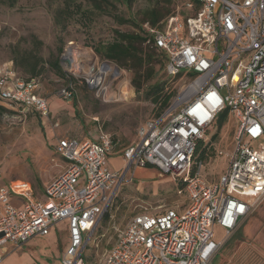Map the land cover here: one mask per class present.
Returning a JSON list of instances; mask_svg holds the SVG:
<instances>
[{
  "label": "built area",
  "instance_id": "obj_1",
  "mask_svg": "<svg viewBox=\"0 0 264 264\" xmlns=\"http://www.w3.org/2000/svg\"><path fill=\"white\" fill-rule=\"evenodd\" d=\"M185 8L191 13L187 17L173 14L160 27L142 25L146 44L164 54L167 75L187 79L177 111L168 118L170 106L141 124L136 141L121 154L123 167L115 170L108 160L116 142L108 133L91 141L55 135L54 153L65 169L43 186L41 198L28 181L0 183V263L31 238L46 237L55 225L65 223L68 244L60 264H87L82 259L87 243L135 169L170 176L185 205L133 216L116 232L100 264H212L262 203L264 0H195ZM85 59L90 70L85 81L102 89L112 69L97 67L90 56ZM60 96L73 98L71 83ZM0 103L31 109L52 129L58 127L38 80L20 79L11 67L0 72ZM225 111L236 124L234 144L227 154L217 152L226 169L212 182L203 175L197 147ZM216 228L224 233L222 240H217Z\"/></svg>",
  "mask_w": 264,
  "mask_h": 264
},
{
  "label": "rangeland",
  "instance_id": "obj_2",
  "mask_svg": "<svg viewBox=\"0 0 264 264\" xmlns=\"http://www.w3.org/2000/svg\"><path fill=\"white\" fill-rule=\"evenodd\" d=\"M63 1L17 0L14 6L9 7L0 0V72L6 67L14 68L11 60L13 46L28 50L33 48L34 41L39 42L38 55L43 59V70L37 80L40 92L47 98L54 115L52 122L58 124L52 129L48 120L39 119L31 109L15 104L4 105L10 113L0 117V183L28 181L40 198L43 186L65 169L64 163L54 153L52 130L60 137L90 141L100 132L108 133L116 142L115 153L121 156L123 150L136 141L137 128L157 116L158 106L145 100L143 93H137L132 86L134 72L102 58L95 49L111 42L115 30L139 33L140 28L136 25L141 23L142 11L151 6H157L162 13L168 11L165 18L187 11L185 0H172L169 5L164 0H135L131 7L113 3L103 14H96L87 27L79 24L76 18L65 21L64 26H56L54 14L63 7ZM74 1L82 2L83 7L88 8L84 0ZM115 17L134 23L119 24ZM68 51L73 56L69 60L72 66L60 64L65 74L61 78L50 68L49 62L55 58H67ZM81 54H89L97 67L107 64L112 69L108 71L102 89L90 87L85 81L87 63L84 61L88 56L82 57ZM161 63L163 67L149 84L159 81L164 86L163 92H175L165 108L173 106L169 118L177 111L175 108L187 79L183 75H167L165 60ZM159 67L156 64L155 70ZM115 70L118 74H114ZM15 71L18 76L27 77ZM70 79L74 96L67 101L60 96V91L70 84ZM106 85L112 98L105 96L103 88ZM123 92L125 100L121 97ZM117 98L120 101H114ZM220 116L197 147V157L200 159L203 155V175L212 182L217 181L226 169L225 158L218 157L217 152L227 154L231 151L236 131L235 121L228 112L219 125ZM108 166L115 170L122 168L123 163L117 156H110ZM177 189V182L168 175L160 176L155 169L132 171L101 216L82 259L87 264H100L113 244L116 232L133 216L183 208L185 199L177 194ZM223 234L221 229H215L217 240H222ZM65 247V232L56 227L50 236L28 240L3 261L4 264H60ZM212 264H264V200L228 239Z\"/></svg>",
  "mask_w": 264,
  "mask_h": 264
},
{
  "label": "trees",
  "instance_id": "obj_3",
  "mask_svg": "<svg viewBox=\"0 0 264 264\" xmlns=\"http://www.w3.org/2000/svg\"><path fill=\"white\" fill-rule=\"evenodd\" d=\"M16 1L17 0H1L2 3L7 4L9 7L14 6ZM84 1L86 2L88 8H84L82 2L64 0L63 7L58 8L55 11V25L64 26L65 21L76 18L75 20L79 24L87 27L89 23L94 20L96 14H103L105 10L113 3L121 4L125 7H131V5L135 2V0ZM164 1L168 5L172 3V0ZM189 2H195V0H185L184 5L186 6V4ZM195 9H197V7ZM166 14H168V11L162 13L159 11L157 6H151L142 11L141 23L140 25H136L140 28L139 33H123L115 30L114 37L111 42L95 49V52L102 58L118 65L126 66L128 69L134 72L131 84L137 93H143L145 100H148L158 106L156 117L160 116L164 112L165 108L169 105L171 99L174 97L175 92H163L164 86L159 81H156L152 85L149 84V82L155 78V76H157V73L163 67L164 64L162 65L161 63L163 59L165 62L166 59L161 51L146 44L147 37L142 25L147 23L151 27H160L161 22L167 18H165ZM190 14L191 13L187 11L180 13V15L183 17H187ZM115 18L119 24L133 22L120 17ZM39 44V42L34 41L33 48L28 50L20 49L17 45L11 48V60L14 67L13 71L18 78L23 80L37 79V77L41 74L43 70V59L38 55ZM156 64L160 65L157 71L155 70ZM49 66L57 74V76L61 78L65 77L59 58H55L54 60L50 61ZM15 69L27 77L18 76ZM71 82L72 80L70 79L69 83ZM6 113H10L9 109L0 103V117ZM226 114L227 111L222 113L219 117V125L222 123ZM201 158H203V155H201L200 159Z\"/></svg>",
  "mask_w": 264,
  "mask_h": 264
},
{
  "label": "crops",
  "instance_id": "obj_4",
  "mask_svg": "<svg viewBox=\"0 0 264 264\" xmlns=\"http://www.w3.org/2000/svg\"><path fill=\"white\" fill-rule=\"evenodd\" d=\"M41 93V92H40ZM42 95V94H41ZM43 96V95H42ZM44 97V96H43ZM46 98V97H45ZM47 99V98H46ZM48 104H49V102H48ZM50 107V106H49ZM50 113H51V111H50ZM51 117H52V119H54V115L51 113ZM52 128V127H51ZM55 134V132L52 130V135H53V137L55 136L54 135ZM82 140H86V139H82ZM111 156H117L118 158H120V160L122 161V157L121 156H118V154L117 153H115V150L113 151V153L111 154ZM122 163H123V161H122ZM117 169H119V168H117ZM23 181V180H22ZM257 209V208H256ZM249 217V216H248ZM247 217V218H248ZM246 218V219H247ZM245 219V220H246ZM245 220H243V221H245ZM243 221L241 222V224L243 223ZM240 224V225H241ZM56 227H61L62 228V231H64L65 232V237H66V246H67V244H68V233H67V227H66V224L65 223H59V224H57V225H55L52 229H51V231H50V233L48 234V236H50L51 235V232H52V230L54 229V228H56ZM48 236H46V237H48ZM46 237H38V238H46ZM34 238H37V237H33V238H31V239H34ZM66 249V247L64 248V250ZM64 250H63V252H64ZM63 252H62V254H63ZM62 254H61V256H62ZM5 259V258H4ZM4 262L5 261H3L2 262V264H4Z\"/></svg>",
  "mask_w": 264,
  "mask_h": 264
},
{
  "label": "bare ground",
  "instance_id": "obj_5",
  "mask_svg": "<svg viewBox=\"0 0 264 264\" xmlns=\"http://www.w3.org/2000/svg\"><path fill=\"white\" fill-rule=\"evenodd\" d=\"M82 55V57H85V56H88L89 54H81ZM67 58H69L68 60H71V59H73V56L72 55H70V53H69V51L67 52ZM78 58V57H77ZM73 61V60H72ZM72 66V65H71ZM70 66V67H71ZM89 72H90V70H88V69H85V73H87V74H89ZM89 81H91V79H89ZM122 89V88H121ZM109 91H107V92H105V96H108L109 97V93H108ZM188 91H186L185 93H187ZM185 93L183 94V95H185ZM111 96V95H110ZM121 97H122V100H125V98H126V94L123 92L122 94H121ZM111 98H112V96H111ZM118 99V98H117ZM120 99V98H119ZM114 100V101H120V100Z\"/></svg>",
  "mask_w": 264,
  "mask_h": 264
},
{
  "label": "water",
  "instance_id": "obj_6",
  "mask_svg": "<svg viewBox=\"0 0 264 264\" xmlns=\"http://www.w3.org/2000/svg\"><path fill=\"white\" fill-rule=\"evenodd\" d=\"M60 64H63L65 65L66 67H69L70 64H69V60L67 58H62L60 59Z\"/></svg>",
  "mask_w": 264,
  "mask_h": 264
}]
</instances>
